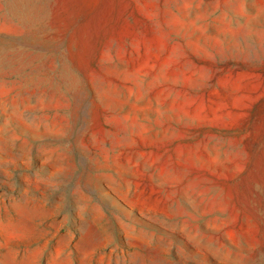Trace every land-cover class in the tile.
<instances>
[{
  "label": "rangeland",
  "instance_id": "1",
  "mask_svg": "<svg viewBox=\"0 0 264 264\" xmlns=\"http://www.w3.org/2000/svg\"><path fill=\"white\" fill-rule=\"evenodd\" d=\"M0 264H264V0H0Z\"/></svg>",
  "mask_w": 264,
  "mask_h": 264
}]
</instances>
